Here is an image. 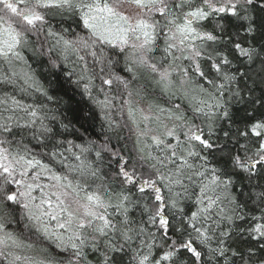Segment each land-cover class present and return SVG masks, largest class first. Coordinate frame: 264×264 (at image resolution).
I'll list each match as a JSON object with an SVG mask.
<instances>
[{
    "label": "snow or ice",
    "instance_id": "snow-or-ice-1",
    "mask_svg": "<svg viewBox=\"0 0 264 264\" xmlns=\"http://www.w3.org/2000/svg\"><path fill=\"white\" fill-rule=\"evenodd\" d=\"M66 15L84 34L53 27ZM257 42H264V0H0V258L252 264L251 242L264 249V93L252 96L253 75L264 84V44L258 50ZM24 48L46 57L53 74L60 63L74 88L37 73ZM134 69L150 91L131 86ZM85 96L93 105L87 115ZM94 109L118 137L130 126V146L113 150L111 137L85 140L70 128L86 133ZM245 181L247 190L236 188ZM13 225L37 242L23 243ZM40 240L61 258H50ZM241 240L250 245L247 259L233 247Z\"/></svg>",
    "mask_w": 264,
    "mask_h": 264
},
{
    "label": "trees",
    "instance_id": "trees-1",
    "mask_svg": "<svg viewBox=\"0 0 264 264\" xmlns=\"http://www.w3.org/2000/svg\"><path fill=\"white\" fill-rule=\"evenodd\" d=\"M57 19H60V18H57ZM63 20H64L63 25H59L56 23V21H53V27L54 28L67 27L69 31H74L80 34H84L82 27L77 28L76 24L73 23V20L70 16L66 15L63 18ZM262 44H264V42H257L255 46L259 50ZM21 54L25 57L28 63L32 65L33 69L37 73L47 76V78L53 81V83L56 82L57 76L59 75L60 82L64 85L65 88H74V85H72L71 82L68 80L67 75L60 74V68H61L60 63L57 64V68L54 70L55 74H53V72L49 71L50 66L48 64L46 57H40L38 55H34L31 48L21 49ZM52 55L56 56L55 53H53ZM71 67H72L71 63H68L69 71H71ZM119 67L120 69L123 68V60H121ZM236 67H238L241 71H245L248 69L249 66L247 64L236 63ZM256 67H258V65ZM121 74L125 76L126 78H130L129 74L127 73L122 72ZM250 75H253V74L250 73ZM253 79H255V86H254V91L252 93V96L254 98L261 97V94L264 93V84H261L260 81L256 79L254 75H253ZM253 79H249L246 81L249 86H253ZM7 90L9 92L12 91L10 86L7 87ZM3 91H4V88L0 86V94H3ZM159 95L160 94L157 92L156 96L159 97ZM100 98L102 99L103 97H100ZM80 99H81L80 95H77L76 100L79 101ZM176 102H179V101H176ZM82 103H83L84 113L87 115L89 113V109L93 108V105L86 96L84 97ZM236 107H239V106L234 105L233 110H235ZM257 107H259V105H257ZM64 115H68V114L64 113ZM94 115H95V119L94 120L89 119L88 123L85 124V128L88 129L86 133L84 132L83 129L80 128L79 124H72L70 125V128H75L78 134L82 135L85 140L91 139V140L102 141L106 137H111V146L113 150L123 149L126 144L130 146L131 139H134L132 132L129 130L130 126L121 127V129L119 130V137H118L115 131L108 132L107 124L102 121L101 119L102 113L98 109H94ZM118 119L125 120L126 117L120 116L118 117ZM225 127H228V125L225 124ZM234 128H235V125H233V129ZM120 137H122V139ZM69 138H72V137H69ZM90 159L95 160V157L91 156ZM107 170L108 169L105 166L104 171H107ZM236 188L241 189V191H243V190H247L249 188V185L247 184L246 181L243 183V185H241L240 182H237ZM235 191L236 190L234 189V192ZM240 199L244 200L246 199V197L243 195H240ZM249 208L252 209L253 211H257L258 213V209L255 204H252L251 202H249ZM17 219H19V217H17ZM12 228L16 230V235L19 237V239L23 243L27 244L29 242H37V237L33 235L29 230L24 229L22 226L19 229H17L16 225H13ZM251 244L254 245L253 251L255 253V255L252 257V264H261V260L264 259V249H261L259 244H256L255 242H251ZM38 246L40 248L45 249L50 258L52 259L61 258L59 250L55 247L53 243H50L47 240H40L38 241ZM249 246L250 245L248 243H245L243 240L239 241L236 245H233V247L241 248L242 252L244 253L245 259H247L249 255V252H248ZM33 253L35 256L33 254H29V255L32 256L35 260H36V257H37V260L43 259V256L38 251H34ZM36 254L39 255L40 258L36 256ZM0 264H6V261L0 258ZM93 264H95L94 261H93ZM125 264H127V260L125 261ZM238 264H242V262H238Z\"/></svg>",
    "mask_w": 264,
    "mask_h": 264
},
{
    "label": "clouds",
    "instance_id": "clouds-1",
    "mask_svg": "<svg viewBox=\"0 0 264 264\" xmlns=\"http://www.w3.org/2000/svg\"><path fill=\"white\" fill-rule=\"evenodd\" d=\"M73 23H74V21H73ZM133 71H134V73H136L135 69ZM136 74H137L138 78L136 80L130 82L131 86L133 88H135V87H138V86H141V85H145L150 91L151 85L148 84V82L144 79L143 75L139 74V73H136Z\"/></svg>",
    "mask_w": 264,
    "mask_h": 264
},
{
    "label": "rangeland",
    "instance_id": "rangeland-1",
    "mask_svg": "<svg viewBox=\"0 0 264 264\" xmlns=\"http://www.w3.org/2000/svg\"><path fill=\"white\" fill-rule=\"evenodd\" d=\"M23 254H26V255H29V254H33L34 255V253L33 252H29V251H25ZM35 256V255H34ZM36 256H38L39 257V255H37L36 254ZM40 258V257H39ZM36 260H37V257H36Z\"/></svg>",
    "mask_w": 264,
    "mask_h": 264
}]
</instances>
